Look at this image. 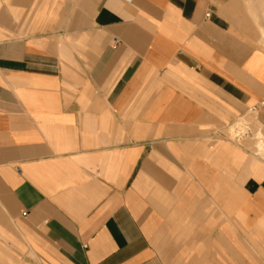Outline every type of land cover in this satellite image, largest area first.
<instances>
[{"label":"crops","instance_id":"1","mask_svg":"<svg viewBox=\"0 0 264 264\" xmlns=\"http://www.w3.org/2000/svg\"><path fill=\"white\" fill-rule=\"evenodd\" d=\"M243 119L264 0H0V264H264Z\"/></svg>","mask_w":264,"mask_h":264},{"label":"rangeland","instance_id":"2","mask_svg":"<svg viewBox=\"0 0 264 264\" xmlns=\"http://www.w3.org/2000/svg\"><path fill=\"white\" fill-rule=\"evenodd\" d=\"M263 128L264 127L261 126V124L258 122V120H255L254 123L252 121L251 125H249V120L243 119V120H240L238 122L236 127L231 128L229 133H230L232 138H240L241 136L246 134L248 130H250L252 132L253 137H255L257 134L261 133V130ZM259 152H261V151H259Z\"/></svg>","mask_w":264,"mask_h":264}]
</instances>
